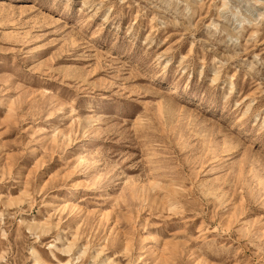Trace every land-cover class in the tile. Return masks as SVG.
Returning a JSON list of instances; mask_svg holds the SVG:
<instances>
[{
    "label": "rangeland",
    "instance_id": "obj_1",
    "mask_svg": "<svg viewBox=\"0 0 264 264\" xmlns=\"http://www.w3.org/2000/svg\"><path fill=\"white\" fill-rule=\"evenodd\" d=\"M0 264H264V0H0Z\"/></svg>",
    "mask_w": 264,
    "mask_h": 264
}]
</instances>
